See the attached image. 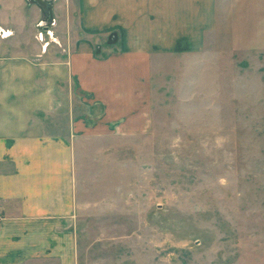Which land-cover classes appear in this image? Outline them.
I'll return each mask as SVG.
<instances>
[{"label": "rangeland", "instance_id": "374dc122", "mask_svg": "<svg viewBox=\"0 0 264 264\" xmlns=\"http://www.w3.org/2000/svg\"><path fill=\"white\" fill-rule=\"evenodd\" d=\"M235 3L199 51L151 61L130 136L78 149L74 264H264V2Z\"/></svg>", "mask_w": 264, "mask_h": 264}, {"label": "crops", "instance_id": "0c3cea01", "mask_svg": "<svg viewBox=\"0 0 264 264\" xmlns=\"http://www.w3.org/2000/svg\"><path fill=\"white\" fill-rule=\"evenodd\" d=\"M46 1L0 0V264H74L78 149L102 128L130 136L151 61L199 51L243 0ZM73 84L81 107H102L94 124Z\"/></svg>", "mask_w": 264, "mask_h": 264}, {"label": "bare ground", "instance_id": "6f19581e", "mask_svg": "<svg viewBox=\"0 0 264 264\" xmlns=\"http://www.w3.org/2000/svg\"><path fill=\"white\" fill-rule=\"evenodd\" d=\"M38 2H39L40 4H42V7H43V8H45V7H44V4L47 3L45 0H39Z\"/></svg>", "mask_w": 264, "mask_h": 264}, {"label": "flooded vegetation", "instance_id": "af4514ba", "mask_svg": "<svg viewBox=\"0 0 264 264\" xmlns=\"http://www.w3.org/2000/svg\"><path fill=\"white\" fill-rule=\"evenodd\" d=\"M37 1H39V0H37ZM44 7H45L44 9H45L47 12H49V7H48L47 3L44 4Z\"/></svg>", "mask_w": 264, "mask_h": 264}, {"label": "built area", "instance_id": "2783aa9c", "mask_svg": "<svg viewBox=\"0 0 264 264\" xmlns=\"http://www.w3.org/2000/svg\"><path fill=\"white\" fill-rule=\"evenodd\" d=\"M8 33H0V36L5 37Z\"/></svg>", "mask_w": 264, "mask_h": 264}, {"label": "water", "instance_id": "95a60500", "mask_svg": "<svg viewBox=\"0 0 264 264\" xmlns=\"http://www.w3.org/2000/svg\"><path fill=\"white\" fill-rule=\"evenodd\" d=\"M38 2V1H37ZM38 4L42 7V4H40L39 2H38ZM47 5H48V3H47ZM48 7H49V5H48ZM43 8V7H42ZM44 9V8H43ZM45 10V9H44ZM46 11V10H45Z\"/></svg>", "mask_w": 264, "mask_h": 264}]
</instances>
